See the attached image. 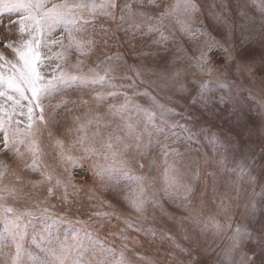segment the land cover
<instances>
[{"label": "snow or ice", "instance_id": "6c2138e0", "mask_svg": "<svg viewBox=\"0 0 264 264\" xmlns=\"http://www.w3.org/2000/svg\"><path fill=\"white\" fill-rule=\"evenodd\" d=\"M216 7L0 0V23L17 26L0 40V151L13 158L0 160V264H264V162L193 115L230 114L229 134L256 115L264 142V101L249 113L236 82L257 62L230 43L264 35V0L236 5L238 25ZM59 110L73 113L62 132ZM113 219L122 227L101 236Z\"/></svg>", "mask_w": 264, "mask_h": 264}, {"label": "rangeland", "instance_id": "374dc122", "mask_svg": "<svg viewBox=\"0 0 264 264\" xmlns=\"http://www.w3.org/2000/svg\"><path fill=\"white\" fill-rule=\"evenodd\" d=\"M197 2L201 5L202 9L205 5H217L215 11H223L219 5L223 2L224 4L228 5V11L225 13L226 18H230L234 24L238 25L241 23H244V19L238 15L236 5L243 6L245 5L248 0H197ZM212 23L210 19L206 17L205 24ZM16 25L9 24L8 17H4L3 22L0 23V40H4L6 36L9 35V32H15ZM113 28H115V25H112ZM215 35V33H213ZM249 36H255V39L249 43L245 42L242 37L239 34V31H234L233 39L230 42L233 47V55L236 58L237 61L243 62L247 58H253L256 60V65L253 66L252 64H247L246 67L252 68V75L248 76L247 74H244L243 78L241 80H237L236 82L240 85H242L241 95L244 97H247L245 107L249 111V113H252L254 111H258L257 104L259 101H264V80L261 79V76H264V65L260 64L261 57H264V35H260L259 33H253L249 32ZM117 36L121 38L120 44H121V50H125L123 45V33H117ZM7 42L6 40L4 41ZM112 51L116 50V44L111 43L109 46ZM239 49V51H237ZM0 50L2 49V46H0ZM5 55L8 56L9 59H12L13 56L11 54V50L8 49L5 51ZM75 59V57H73ZM229 79H235V77H229ZM71 100L78 99V96L75 94H70L69 97ZM59 98H54V100H58ZM73 113H68L66 110H59V115L57 116V120L59 121V124L56 126L57 129H59L61 132L63 131V128L69 123L70 117ZM193 115L197 118L196 123L205 129L207 131L208 129H211L214 132L223 131L225 135L228 137V140L231 141L233 144L237 146V149L245 148L247 145H251V150L248 151L247 155L244 157V162L246 164H249L250 167H255L257 163L264 162V152L261 151V149H264V142L259 138L261 135V129L259 127L260 123V117L256 115L249 114L245 117V119L248 121L246 125L243 126L244 131L243 132H237L235 129H233V133L229 134L228 129L232 128V124L230 121V114L225 112H217L216 115L211 114H203L201 109H193ZM249 128L251 129V132L255 135H249ZM0 140H2V137H0ZM2 143H0V148H2ZM153 155L158 156L159 152L157 150L156 153ZM251 157L252 159L249 160L248 157ZM12 155L11 153L5 155L2 151H0V160H6L9 163L12 162ZM152 158L149 157L145 163L150 164ZM156 173H153L155 175ZM255 174V173H254ZM23 175L27 177H34V174L31 172H24ZM77 184H82L83 180L81 177H77L76 179ZM259 189V185H257V190ZM204 190V184H201L199 188L197 189L196 196L199 197L200 193ZM105 199L112 202V204L115 206L116 210L125 214L129 215L130 212L126 208V206L118 201V198H114L113 195L104 194ZM204 199L207 200L208 196L205 195ZM53 203H56L53 201ZM61 207H63L60 204H57V207L54 209L56 212H60ZM165 207L167 208L168 205L166 204ZM214 207V206H213ZM169 211H174V209L169 208ZM73 219H81V220H87L88 214L87 210L84 211V214L80 213H73L72 214ZM157 223L160 225H166V221H163L160 217V214L157 213ZM91 227L98 228V225L92 224ZM122 227V225L116 221L115 219L112 220V223L107 225L104 229H99L100 235L104 236L108 231L116 232L118 229ZM145 238L141 237V240L143 241ZM222 246V245H221ZM143 252L144 249H141ZM145 254H151V250H148Z\"/></svg>", "mask_w": 264, "mask_h": 264}]
</instances>
